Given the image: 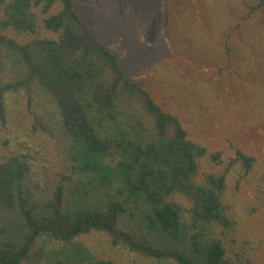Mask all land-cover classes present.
Segmentation results:
<instances>
[{
  "label": "trees",
  "instance_id": "trees-1",
  "mask_svg": "<svg viewBox=\"0 0 264 264\" xmlns=\"http://www.w3.org/2000/svg\"><path fill=\"white\" fill-rule=\"evenodd\" d=\"M73 1L0 0L2 30L47 35L24 45L0 36L24 73L0 87V124L7 122V96L21 90L30 96L38 86L60 117L73 170L60 174L41 199L31 186L28 155L0 163V208L16 221L0 242V264L28 261L41 237L65 246L59 253L66 263L58 257L52 264H113L91 259L75 244L94 231L106 234L113 247L151 260L231 264L219 239L192 229H232L224 204L227 173H246L255 160L235 150L222 174L205 170V160L221 166V154L190 141L180 121L129 80L115 54L74 12ZM37 126L45 129L39 120ZM175 196L188 201L190 224Z\"/></svg>",
  "mask_w": 264,
  "mask_h": 264
},
{
  "label": "rangeland",
  "instance_id": "rangeland-1",
  "mask_svg": "<svg viewBox=\"0 0 264 264\" xmlns=\"http://www.w3.org/2000/svg\"><path fill=\"white\" fill-rule=\"evenodd\" d=\"M73 6L93 38L115 54L129 80L175 116L190 141L221 154L223 164L214 168L205 160V170L222 174L235 150L255 160L246 173H227L224 204L232 229L199 224L192 231L219 239L231 264H264V0H74ZM39 33L0 28V36L19 45L47 36L42 29ZM17 58L0 45V87L24 74ZM37 87L30 96L23 90L7 96L0 163L28 155L31 186L42 199L60 174L73 170L60 117ZM35 120L45 129L33 127ZM174 201L190 224L188 201L180 196ZM10 215L0 208V242L16 224ZM75 244L91 259L113 264H175L113 247L101 232L80 236ZM63 247L41 237L21 264H52L58 257L66 263L59 253Z\"/></svg>",
  "mask_w": 264,
  "mask_h": 264
}]
</instances>
